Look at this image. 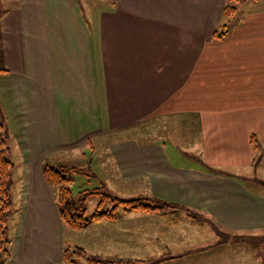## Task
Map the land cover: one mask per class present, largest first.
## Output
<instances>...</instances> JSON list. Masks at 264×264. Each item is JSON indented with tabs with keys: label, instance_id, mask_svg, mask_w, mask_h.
I'll return each instance as SVG.
<instances>
[{
	"label": "crops",
	"instance_id": "crops-1",
	"mask_svg": "<svg viewBox=\"0 0 264 264\" xmlns=\"http://www.w3.org/2000/svg\"><path fill=\"white\" fill-rule=\"evenodd\" d=\"M5 1L0 108L14 209L5 264H66L67 229L41 167L86 165L91 149L108 183L203 218L182 221L264 233V0L239 4L220 40L225 0ZM160 121L156 137L127 132ZM204 248L104 261L195 264Z\"/></svg>",
	"mask_w": 264,
	"mask_h": 264
},
{
	"label": "rangeland",
	"instance_id": "rangeland-1",
	"mask_svg": "<svg viewBox=\"0 0 264 264\" xmlns=\"http://www.w3.org/2000/svg\"><path fill=\"white\" fill-rule=\"evenodd\" d=\"M91 1V0H85ZM97 3L103 0H93ZM0 3V11L7 8L8 2ZM90 9V8H89ZM91 10V9H90ZM85 11L89 12L88 5ZM237 19L234 17L232 22ZM170 120H163V125L167 127L166 131H171ZM162 121L151 124L141 123L137 125L136 130L127 131L129 136L134 133L152 134L153 137L161 130ZM180 129L177 128L175 132ZM157 133V134H156ZM170 146V145H168ZM190 151V150H188ZM90 152V151H89ZM88 152V154H89ZM194 154V152L192 151ZM90 159L89 165L95 172L88 176L85 174H75L72 191L75 196L83 189H94L104 187L105 190L114 196L121 198H137V194L132 190L121 187L119 184L108 183L105 175L98 167V160L95 157ZM73 163H77L74 161ZM88 172L86 165L77 166ZM252 177V176H250ZM132 191V192H131ZM98 197H91L86 202L87 216H89L98 204ZM14 204V203H13ZM192 213V212H191ZM193 215L197 221L203 222V218ZM8 222V235L10 237V227ZM99 223L110 224L109 228L101 229ZM80 232L67 230L65 232V244L68 247L78 246L85 250L86 256L97 257L101 260L109 259L112 255L131 256V258L147 259L152 254H158L164 257L169 250L181 251V249H202L199 253L201 261L195 264H263L264 262V233L241 236L233 235L222 230L211 229L209 225L198 227L190 224L189 221H181L177 224H170L167 219L156 214L143 212H130L122 214L119 221H101ZM101 224V225H102ZM219 233V234H218ZM260 235V236H258ZM263 236V237H262ZM131 241L132 246L128 243ZM184 247V248H183ZM127 259V258H125ZM77 264H86V260L76 259ZM182 264V263H181Z\"/></svg>",
	"mask_w": 264,
	"mask_h": 264
},
{
	"label": "trees",
	"instance_id": "trees-1",
	"mask_svg": "<svg viewBox=\"0 0 264 264\" xmlns=\"http://www.w3.org/2000/svg\"><path fill=\"white\" fill-rule=\"evenodd\" d=\"M244 0H225L221 11V20L218 27L212 34L213 40L224 38L230 29L237 24V9ZM6 72L0 69V73ZM7 129L4 123V115L0 108V264H5L11 255V239L7 233L8 222L14 213L10 189L12 186L13 164L6 158ZM254 152L252 166L256 167L260 161L259 144L255 137L250 139ZM90 145V143H89ZM93 149L90 150L92 156ZM88 172L77 166H53L49 162H44L41 167V174L47 185L53 190L56 198L59 218L65 229L73 232L85 230L89 225L101 221H119L122 214L128 211H140L143 213L156 214L167 219V222L174 225L183 220L186 214L187 219L191 217L188 209L175 203L166 202L159 198H121L107 192L105 188L81 190L77 196L73 194L72 185L75 174L91 173L89 161L86 164ZM91 197H98V204L94 211L87 216L86 202ZM197 221V220H196ZM196 224L201 225V223ZM219 234V233H218ZM264 236V235H263ZM262 236V237H263ZM63 262L66 264H77L76 259L86 260V264H115V261H104L97 257L86 256L85 250L81 247H65L62 253ZM169 258H161L152 263L140 262L139 264H161ZM119 262V261H117Z\"/></svg>",
	"mask_w": 264,
	"mask_h": 264
}]
</instances>
